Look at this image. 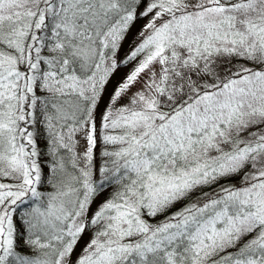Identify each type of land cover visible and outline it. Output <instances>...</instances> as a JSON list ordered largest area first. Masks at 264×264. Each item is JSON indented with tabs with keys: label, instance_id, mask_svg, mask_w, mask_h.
Here are the masks:
<instances>
[{
	"label": "snow or ice",
	"instance_id": "1",
	"mask_svg": "<svg viewBox=\"0 0 264 264\" xmlns=\"http://www.w3.org/2000/svg\"><path fill=\"white\" fill-rule=\"evenodd\" d=\"M0 264H264V0H0Z\"/></svg>",
	"mask_w": 264,
	"mask_h": 264
},
{
	"label": "trees",
	"instance_id": "2",
	"mask_svg": "<svg viewBox=\"0 0 264 264\" xmlns=\"http://www.w3.org/2000/svg\"><path fill=\"white\" fill-rule=\"evenodd\" d=\"M145 23V21L143 20H140V21H137V23L134 25L132 31L129 33V37H128V40H126L122 50H121V56L124 55V53L128 50L129 48V45L131 44V42L134 40L137 32L139 31V29L141 28V26ZM131 67V66H129ZM128 69H122L120 72L117 73V75L113 78V84L119 80L123 74L125 72H127ZM111 91V86L109 87V90L108 92ZM107 97H108V94L105 95L104 97V100L102 101L101 103V106H100V110H98V113H97V124L99 125V115H100V111L103 110V108L106 106L105 103H106V100H107ZM39 144H40V147L43 148L44 147V141L43 139H40L39 140ZM97 154H99V146L97 148ZM45 171H47L45 169ZM240 181V177L237 176V177H233V178H230L229 180L227 181H222V183H234V184H238ZM204 191H211V189H204ZM108 193H105L104 196H107ZM104 197H101L97 200V204L100 202V200H102ZM183 203H186V202H182L181 204H177L176 206H174L172 209H170V211H175L177 208L181 207ZM96 205H93V208H95ZM163 217H157L156 219L159 220V219H162ZM89 235L90 234H85V237L84 239L80 242V247L77 248V252L80 251V248L83 247L84 243L87 241V239L89 238Z\"/></svg>",
	"mask_w": 264,
	"mask_h": 264
},
{
	"label": "rangeland",
	"instance_id": "3",
	"mask_svg": "<svg viewBox=\"0 0 264 264\" xmlns=\"http://www.w3.org/2000/svg\"><path fill=\"white\" fill-rule=\"evenodd\" d=\"M109 93H110V92H106L105 95H106V94H109ZM107 100H108V97H107ZM107 100H106L105 105L107 104ZM123 102H126V101H122V103H123Z\"/></svg>",
	"mask_w": 264,
	"mask_h": 264
}]
</instances>
